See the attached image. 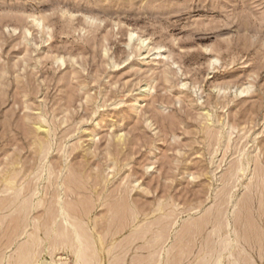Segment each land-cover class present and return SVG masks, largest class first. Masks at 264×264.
Wrapping results in <instances>:
<instances>
[{
  "label": "rangeland",
  "instance_id": "374dc122",
  "mask_svg": "<svg viewBox=\"0 0 264 264\" xmlns=\"http://www.w3.org/2000/svg\"><path fill=\"white\" fill-rule=\"evenodd\" d=\"M62 205L97 264H213L229 220L264 264V0H0L1 264L36 222L76 264Z\"/></svg>",
  "mask_w": 264,
  "mask_h": 264
},
{
  "label": "bare ground",
  "instance_id": "6f19581e",
  "mask_svg": "<svg viewBox=\"0 0 264 264\" xmlns=\"http://www.w3.org/2000/svg\"><path fill=\"white\" fill-rule=\"evenodd\" d=\"M131 35L133 36L134 35V32L133 33H131ZM136 35V34H135ZM141 41H139V42H144V39H140ZM120 138V137H119ZM123 138V137H122ZM12 181V180H11ZM14 181V180H13ZM11 183V182H10ZM13 185L15 184V183H12ZM13 185H12V188L14 189V187H15V189L17 190V188H16V185L13 187ZM11 185L9 184V187H8V185H7V189L9 190L11 187H10ZM6 189V190H7ZM13 189L11 190V191H13ZM35 189V188H34ZM18 191H19V189H18ZM17 191V192H18ZM23 191H26V188H25V190H23ZM29 191H30V189H29ZM32 191V190H31ZM6 192V191H5ZM16 192V193H17ZM21 192H22V188H21V191H20V194H21ZM34 193H35V191H33ZM14 193V192H13ZM23 193V192H22ZM26 193H28V192H26ZM31 194H33V193H31ZM19 197H20V195L19 194H17ZM14 196H16V194H14ZM12 197L11 199H12V201H13V203H12V201H10L11 202V204H14L15 202L14 201H17V198L16 197ZM17 196V197H18ZM31 196V195H30ZM7 197V196H6ZM19 197H18V199H19ZM7 198H9V197H7ZM30 198H32V197H30ZM9 200V199H8ZM24 200V199H23ZM25 201V200H24ZM27 201H28V199H27ZM9 202V203H10ZM29 202V201H28ZM62 202V201H61ZM60 202V203H61ZM6 203V202H5ZM22 203H23V201H22ZM26 203V202H25ZM28 204H32L31 202L30 203H28ZM7 205H8V203H7ZM25 205V204H24ZM39 205V204H38ZM36 206L37 208L39 207V206ZM64 205V204H63ZM62 205V206H63ZM5 206V205H4ZM9 206V208H10V204L8 205ZM13 206V205H12ZM30 206V205H29ZM28 206V207H29ZM32 206V205H31ZM25 207H26V205H25ZM28 207H26L27 208V210H26V214H28V211H31L30 210V208H28ZM52 207V206H51ZM57 207V206H56ZM65 207H67V206H63L62 208H61V206H60V213L58 212V211H54L55 212V214L56 213H59V215L62 217V222L60 221H58L60 224L62 223V226H63V228L59 225V224H57L58 222H57V218L56 217H59L58 215L56 216L55 214H53V215H51V216H53V218L55 217V219H53L52 220V222L51 223H49V226L47 227V229H44L45 230V233H46V235H48L49 237L53 234V236H55L54 235V224H57V225H59L60 226V228H59V226H58V230L59 229H61V230H59V232L57 233V235L58 236H60V237H62V238H64L65 239V241H67V240H69L68 239V237L69 238H71V241L73 242V246L75 247V251L73 252V253H75V255H76V257H77V261H76V264H97V262H96V260H97V258L98 257H96L97 255H96V248H95V244H94V242H93V237H91L89 234H87L86 232H85V229L82 227V226H80V222L81 221H79V224L78 223H76V222H74V219L71 221V219L72 218H70V217H72L68 212H67V209L65 208ZM8 208V207H7ZM35 208V207H34ZM6 209V208H5ZM24 209V207L22 208V209H20V210H23ZM53 209H54V207H53ZM49 210V209H48ZM58 210V209H57ZM51 211V210H50ZM20 212V211H19ZM22 212V211H21ZM31 213V212H30ZM52 213V212H51ZM20 214V213H19ZM234 214V213H233ZM50 215V214H49ZM69 215H70V217H69ZM17 217H18V215H17ZM48 217V216H47ZM60 217V218H61ZM75 217H76V215H75ZM75 217H73V218H75ZM81 217V216H80ZM19 218V217H18ZM51 218V217H50ZM59 218V219H60ZM70 218V219H69ZM48 219V218H47ZM78 220V219H77ZM82 220V219H81ZM27 222L29 221L28 219L26 220ZM48 222H49V220H47ZM83 221V220H82ZM47 222V223H48ZM217 222V221H216ZM32 223H33V221H32ZM218 223H219V220H218ZM221 223V225H222V223L223 222H220ZM220 223H219V225H220ZM26 226H24L23 225V227L24 228H22V230L23 229H25V227H26V230H27V225H28V223L26 224V223H24ZM36 224H38L37 222L34 224V226H35V230H36V233H34V231L33 232H31L30 233V235L29 236H31L32 238H33V241L32 242H30L31 240H28V238H27V240H25L24 242V244L23 245H21V246H19V248H18V250L16 251V254H14V255H12L11 257H10V259H9V261H8V264H69L68 263V261L67 262H57V260L56 259H54L53 258V253H52V251H51V258H50V260L49 259H39V257H40V255H42V249H40V248H38V246L39 245H37V244H39L40 243V241H39V243L36 241V239H37V231L40 229L39 227H37L36 226ZM44 224H45V222H44ZM64 224V225H63ZM33 225V224H32ZM42 225V224H41ZM47 225V224H46ZM215 225H218V224H215ZM220 225V226H221ZM224 225L226 226V227H228V229L230 228L231 230H232V232H233V236H235L234 238H232V237H229L227 240H224V241H222L221 242V240H220V242H218V243H221V245L220 246H218L219 247V250H220V248H221V252L218 250V252L216 251V253H219V254H217V258L214 260V262H213V264H223V255L225 254V252H228L229 253V257H231L232 258V260H233V262H229L228 264H248L247 262H249V261H247V260H249L246 256H244L243 257V254H242V252H240V255L239 256H237V255H235L234 254V249L238 246V247H240V246H242L241 244L243 243V241H244V239H243V241L241 242V237H238V236H241V235H239V233H234V231H233V229L235 230L236 228H233V224L231 223V221L229 220L228 222L226 221V223L224 222ZM29 226V225H28ZM43 226V225H42ZM223 226V225H222ZM225 226H223V228L222 229H224L225 228ZM34 228V227H33ZM42 228V227H41ZM216 229V228H215ZM225 229H227V228H225ZM229 229V230H230ZM47 230V231H46ZM57 230V231H58ZM66 230H68L69 231V235H67L68 233V231H66ZM221 230V229H220ZM230 230V231H231ZM29 231V230H28ZM56 231V232H57ZM215 231V230H214ZM226 231V230H225ZM238 231V230H237ZM236 230H235V232H237ZM221 232H222V230H221ZM24 233H27V231H23V232H21V234L19 233V235H23ZM228 233V232H227ZM226 233V234H227ZM18 235V236H19ZM229 235V234H228ZM231 235V234H230ZM102 236V235H101ZM224 236V235H223ZM227 236V235H226ZM226 236H224V238L226 237ZM22 237V236H21ZM34 237H35V239H34ZM243 237V236H242ZM245 237H246V235H245ZM31 238V239H32ZM47 238V237H46ZM53 238V237H52ZM58 238V237H57ZM213 239V238H212ZM40 240V239H39ZM219 241V240H218ZM248 241V240H247ZM12 242H14V241H12ZM59 242V241H58ZM64 243V242H63ZM244 243H246V242H244ZM26 244H27V246H26ZM215 244V243H214ZM25 245V246H24ZM42 245V244H41ZM252 245V244H251ZM251 245H249V246H251ZM213 246V245H212ZM214 247V246H213ZM243 248H244V246H242ZM242 247H240L241 248V250L242 251H244L243 249H242ZM246 247V246H245ZM254 247V246H253ZM71 248V247H70ZM112 248H114V247H112ZM162 249V248H161ZM165 249V248H164ZM215 249V248H214ZM111 250H113V249H111ZM115 250V249H114ZM166 250V249H165ZM211 251V250H210ZM210 251L208 252V253H210ZM213 251V250H212ZM50 254V253H49ZM159 253H157V254H155L156 256H159L158 255ZM165 254V253H164ZM212 255V254H211ZM210 255V256H211ZM212 257V256H211ZM11 258H14V259H11ZM158 258V257H157ZM161 258V255L159 256V259ZM4 256H3V259H1L0 260V264L1 263H3V261H4ZM209 259V258H208ZM211 259V258H210ZM209 259V260H210ZM163 260V259H162ZM206 260V259H205ZM208 261V260H207ZM207 261H205L206 263H208L209 264V262H207ZM250 261H251V259H250ZM156 262H158V261H155V263H153V264H156ZM205 263V264H206ZM111 264H114V263H111ZM152 264V263H151ZM157 264H159V263H157ZM203 264V263H202Z\"/></svg>",
  "mask_w": 264,
  "mask_h": 264
}]
</instances>
